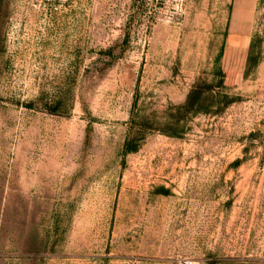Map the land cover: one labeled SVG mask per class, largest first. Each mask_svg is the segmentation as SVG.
Listing matches in <instances>:
<instances>
[{
	"label": "rangeland",
	"instance_id": "rangeland-1",
	"mask_svg": "<svg viewBox=\"0 0 264 264\" xmlns=\"http://www.w3.org/2000/svg\"><path fill=\"white\" fill-rule=\"evenodd\" d=\"M0 264H264V0H0Z\"/></svg>",
	"mask_w": 264,
	"mask_h": 264
},
{
	"label": "trees",
	"instance_id": "trees-1",
	"mask_svg": "<svg viewBox=\"0 0 264 264\" xmlns=\"http://www.w3.org/2000/svg\"><path fill=\"white\" fill-rule=\"evenodd\" d=\"M255 46H256V40H253L250 46V53L248 57L249 65L252 62H254V65L257 64V60L254 57ZM204 87L201 88L199 85L194 86L191 92L189 93L185 104L178 107V111L182 113L183 116L196 115V114H199L205 111V103L208 100V98L212 96V92H211L210 85H206ZM218 94H220V92ZM179 121L180 119L178 118L172 122L178 123ZM175 123L170 124L171 127L168 130H166L167 134H170V135L178 134V131L173 127L175 126ZM133 143L134 142L131 139H128L126 141L125 143L126 153L137 149V146H135Z\"/></svg>",
	"mask_w": 264,
	"mask_h": 264
}]
</instances>
